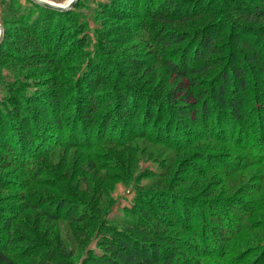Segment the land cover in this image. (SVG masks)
<instances>
[{"label":"rangeland","instance_id":"rangeland-1","mask_svg":"<svg viewBox=\"0 0 264 264\" xmlns=\"http://www.w3.org/2000/svg\"><path fill=\"white\" fill-rule=\"evenodd\" d=\"M168 1L78 0L64 15L27 0H0V48L7 42L0 54V237L10 240L0 252L16 264H90L106 250V240L126 230L123 220H134L132 211L159 239L180 240L184 256L172 264H264V73L232 52L238 34L263 35V18L244 20L246 11L264 10V0H171L180 7L199 4L171 25L143 15L145 7L159 9ZM154 26L177 34L180 45L161 47ZM203 35L213 39L215 55L191 87L164 61L180 59L182 49L192 50ZM231 64L245 76L248 92L238 97L247 120L220 129L226 116L214 104L226 71L231 78ZM237 84L228 82L226 99ZM126 96L130 113L139 114L133 122L140 128L149 122L145 137L128 131L133 124L117 115L125 135L92 136L89 152L72 148V133H66L67 143L33 160L32 169L30 157L19 155L16 142L27 133L30 138V121L37 123L32 134L49 132L42 129L46 119L30 117L35 108L50 112L46 121L59 114L67 124L93 120L90 132H97ZM86 97L94 109L86 110ZM11 148L14 156L3 151ZM40 200L59 221L47 222L27 203Z\"/></svg>","mask_w":264,"mask_h":264},{"label":"trees","instance_id":"trees-1","mask_svg":"<svg viewBox=\"0 0 264 264\" xmlns=\"http://www.w3.org/2000/svg\"><path fill=\"white\" fill-rule=\"evenodd\" d=\"M198 2L192 4V2L189 5H184L180 7L175 1H168L166 4L159 5V9L153 8L151 9L150 6L145 7L143 11V15H146L148 18L155 19L157 21H160L165 24H173L172 22L181 21L184 18L189 17L190 15L194 14V11L198 8ZM183 7L185 8L184 11ZM187 8V9H186ZM264 9V8H263ZM49 11V10H47ZM148 11V12H147ZM52 12V11H49ZM148 13V14H146ZM64 14L66 13H59ZM246 18L244 20L245 23H249L252 21L253 18H263L264 19V10H255L253 12L246 11ZM158 30V27L154 26V31ZM246 30H248L246 28ZM156 35L155 41L157 44L161 45L163 48H168L172 45H180L181 41L177 37V34H171L167 31H162V29L154 32ZM264 38V32L263 35L259 34V36H256V39L252 38L249 39L246 34H238L236 38L234 39L235 42V49L232 52L236 54V56L245 63H250L255 68L258 67L260 70V75L262 76L264 73V61L261 57V51L258 47L260 39ZM212 38L211 36L203 35L199 37V45L193 47L192 50L189 48L182 49L181 58L170 60L165 59V62H168L166 64V69L169 71V73L174 76L175 79L181 80V81H187L189 86L193 87L196 84H193V81H191V78L195 75H199L203 72L204 69H201V67H205L208 63V57L215 55L214 45L212 44ZM172 41H174V44ZM257 41V42H256ZM264 44V42H262ZM7 44L6 40L4 43V46L0 48V54L3 53L4 50H2L5 45ZM24 49V48H23ZM22 51V50H21ZM235 57V58H237ZM227 71L224 77H222L221 86L218 87L217 91V98L215 99L214 107L220 108L221 111L225 114V120L221 121V123H218V127H223L224 129L230 125L229 122L235 121V120H241L245 121L247 120L245 118L246 110L244 108L245 101H243V96L238 97V93L241 94H247V87L245 84V76L243 74V70H241V67L239 65L231 64L230 66V77L228 78ZM231 79V80H230ZM237 81L238 84L236 87H234V91L232 93V98L226 99L225 98V90L226 85L228 82H235ZM248 92V91H247ZM229 94V93H228ZM185 101L190 102L192 101L190 94L184 95ZM84 106H86V110H88V107L90 109H94L95 102L91 97L83 98ZM88 99V100H87ZM88 103V105H87ZM46 104L51 108L55 105V102H46ZM122 107L115 106V109L113 112L107 114L105 117L102 118L101 125H99L97 132H90L91 129L94 127L95 122L93 120H90L89 125L84 126L83 124L73 121L69 124H67L69 121L61 120V117L59 115L54 116L53 122L46 121L47 118L46 115L50 116V112L46 111L44 114L41 109L35 108L33 111H30V117H41L42 120H45V123L48 125H42V129L44 131H48V133L43 134H32L34 125L36 126L37 123H32L30 121V138L28 133L25 135L23 143L20 142V140L16 142V144H19V150L18 153L23 154L22 160L27 161V159L30 157V164L32 169V161L35 159H38L39 157H44L47 155H50L55 149L63 147L64 143H67L65 138H63V134L66 135V133H72L68 137L70 140H74V143H69V145H72L74 149L77 148V150H82L89 152L93 147L90 148L89 140L92 138V136H99L96 140L99 141L101 138H114L118 135H125L124 132L121 130V126L119 124L115 123V117L118 115V120L124 121L125 119L128 120V123H132V126H129L130 132H136L137 130H141L142 134H140L142 137H145L144 135L148 134L149 131L147 130L148 126V120L145 122L143 121L142 128L139 127V123H134L136 117L139 115L138 112L134 111L133 113H130L131 107L128 101V97L126 96V101H121ZM195 104V102H194ZM36 105V104H35ZM130 107V108H129ZM196 107V106H194ZM207 107H202L200 116L202 119L205 117V113L207 110ZM45 110V109H43ZM217 109L216 111H218ZM94 111L92 110L89 112V114H93ZM63 114V113H62ZM52 115H55L54 112H52ZM87 115V114H85ZM80 120V119H79ZM141 122V121H140ZM69 125V126H67ZM85 127L87 129L85 130ZM59 132V133H57ZM85 133V138L82 139L81 133ZM32 134V135H31ZM125 139V138H124ZM135 139V137L133 138ZM122 143V142H120ZM86 144V147L85 145ZM68 147L70 148L71 146ZM76 147V148H75ZM1 149V148H0ZM30 150V153L28 152ZM6 153H9L10 155L14 156L15 151L11 149H4ZM37 169V168H35ZM41 168L39 170H36L38 173H40ZM37 173V174H38ZM36 174V175H37ZM36 183V182H35ZM31 195V194H30ZM33 199L36 198L34 196H31ZM31 201V200H30ZM44 200H40V203H37L36 206L34 203L27 202L30 204V207L33 208H40L42 212V216L46 218L47 222H56L60 220L59 214L57 212H50L47 208L40 207L43 204ZM177 206V205H176ZM161 207V206H160ZM159 207L160 212L162 215L167 214V210L162 209ZM158 208V207H157ZM147 213V212H146ZM129 215L131 217H134V220H123L122 226L124 229H126L123 232H119L117 234H114V236L111 238V240H106L104 242L106 250L103 252H98V255H94L90 260V264H172L173 261L176 259V257H182L184 256V251L181 249L179 250V242L180 240L173 237H167L165 240L159 239L155 233L150 232L149 230H146L147 227L143 225V219L141 217V214L135 213L132 211ZM168 216L170 214H167ZM153 218L151 217V220ZM163 219V216H157V220L163 222L164 225L169 223L165 222ZM167 219V218H166ZM132 221V222H131ZM10 222L6 221L4 222L5 225H8ZM142 224V225H141ZM172 227V226H170ZM127 229H132L134 232L133 234H130ZM7 232V231H6ZM5 233V232H4ZM145 236V238H150V240L146 239H140L141 236ZM8 242L10 244V240L8 241L3 240L2 237H0V251L1 248L8 245ZM167 244L166 247L163 246V244ZM103 247V245H102ZM52 257V256H50ZM97 257V258H96ZM0 264H16L13 259L8 258L4 256L0 252Z\"/></svg>","mask_w":264,"mask_h":264},{"label":"water","instance_id":"water-1","mask_svg":"<svg viewBox=\"0 0 264 264\" xmlns=\"http://www.w3.org/2000/svg\"><path fill=\"white\" fill-rule=\"evenodd\" d=\"M31 4L45 10L56 13H69L74 10L78 0H66L65 2H56L54 0H27ZM5 30L0 24V46L4 42Z\"/></svg>","mask_w":264,"mask_h":264}]
</instances>
